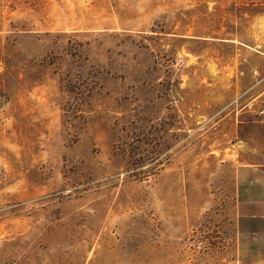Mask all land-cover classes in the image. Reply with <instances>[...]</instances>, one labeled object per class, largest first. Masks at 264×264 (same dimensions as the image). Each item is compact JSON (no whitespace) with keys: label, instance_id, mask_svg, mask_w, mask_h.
I'll return each instance as SVG.
<instances>
[{"label":"rangeland","instance_id":"1","mask_svg":"<svg viewBox=\"0 0 264 264\" xmlns=\"http://www.w3.org/2000/svg\"><path fill=\"white\" fill-rule=\"evenodd\" d=\"M261 79L264 0H0V264H253Z\"/></svg>","mask_w":264,"mask_h":264},{"label":"crops","instance_id":"2","mask_svg":"<svg viewBox=\"0 0 264 264\" xmlns=\"http://www.w3.org/2000/svg\"><path fill=\"white\" fill-rule=\"evenodd\" d=\"M237 230L252 242L253 264H264V199H244L237 209Z\"/></svg>","mask_w":264,"mask_h":264},{"label":"trees","instance_id":"3","mask_svg":"<svg viewBox=\"0 0 264 264\" xmlns=\"http://www.w3.org/2000/svg\"><path fill=\"white\" fill-rule=\"evenodd\" d=\"M10 100H11L10 93L3 91V88L0 85V110L3 108L4 104L9 103Z\"/></svg>","mask_w":264,"mask_h":264},{"label":"built area","instance_id":"4","mask_svg":"<svg viewBox=\"0 0 264 264\" xmlns=\"http://www.w3.org/2000/svg\"><path fill=\"white\" fill-rule=\"evenodd\" d=\"M256 75H258V72H256ZM262 82H264V79H261L259 84ZM255 115L258 118V120H261L262 122H264V103L258 109H255Z\"/></svg>","mask_w":264,"mask_h":264}]
</instances>
